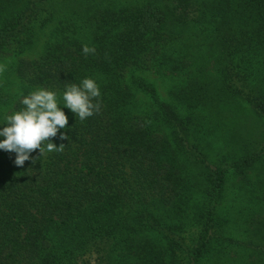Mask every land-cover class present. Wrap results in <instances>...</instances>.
<instances>
[{
	"label": "trees",
	"instance_id": "trees-1",
	"mask_svg": "<svg viewBox=\"0 0 264 264\" xmlns=\"http://www.w3.org/2000/svg\"><path fill=\"white\" fill-rule=\"evenodd\" d=\"M85 77L61 151L0 150V264H264V0H0V121Z\"/></svg>",
	"mask_w": 264,
	"mask_h": 264
},
{
	"label": "clouds",
	"instance_id": "clouds-1",
	"mask_svg": "<svg viewBox=\"0 0 264 264\" xmlns=\"http://www.w3.org/2000/svg\"><path fill=\"white\" fill-rule=\"evenodd\" d=\"M82 51L87 55L94 53L95 49L85 45ZM100 95L97 82L85 77L78 84L65 85L59 99L55 91L46 88H37L22 96L20 103L23 107L5 113L0 121V150L14 153V163L18 167H23L28 160L34 164L36 159L31 153L36 150L39 156L61 151L64 144L57 146L50 138H55L59 132L61 140L68 139L66 132L60 131L69 127L63 109H69L83 121L100 110Z\"/></svg>",
	"mask_w": 264,
	"mask_h": 264
},
{
	"label": "rangeland",
	"instance_id": "rangeland-1",
	"mask_svg": "<svg viewBox=\"0 0 264 264\" xmlns=\"http://www.w3.org/2000/svg\"><path fill=\"white\" fill-rule=\"evenodd\" d=\"M43 39L44 38H42L40 40V44L43 41ZM25 57H33V54L27 53V54H25ZM251 174H252V176H254V173H251ZM236 185H237V183H236ZM234 192H236V189H234ZM235 205H238V206L240 205L242 208H245L246 203L243 200L238 199V202ZM234 217H236V218H233V220L236 221L237 223L235 225L231 224L229 229H227V231H225L224 234L228 235L232 239L231 240L232 243L249 242L248 240L250 239V237L246 231H245L246 233L244 232V230H246V229L244 228L245 226L242 223L243 216L239 217V215L237 214ZM228 250L230 251L229 257H231V259H230L231 261H230V263H226V261H223L222 264H243L242 255L245 253L246 257H247L249 254V250H246V249L243 250L242 248L237 247V246H234V247L229 246ZM253 259H255V258L252 256H249L247 260L250 261Z\"/></svg>",
	"mask_w": 264,
	"mask_h": 264
}]
</instances>
